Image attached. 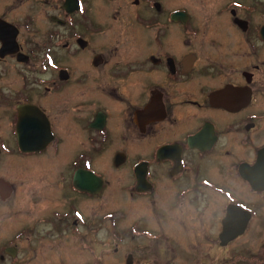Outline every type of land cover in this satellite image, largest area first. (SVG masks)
<instances>
[{"label": "flooded vegetation", "instance_id": "flooded-vegetation-1", "mask_svg": "<svg viewBox=\"0 0 264 264\" xmlns=\"http://www.w3.org/2000/svg\"><path fill=\"white\" fill-rule=\"evenodd\" d=\"M189 5L0 0V164L14 148L61 188L37 189L35 223L22 222L14 238L33 228L40 238L72 234L87 243L103 233L105 219L117 227L123 209L90 217L85 206L96 200L104 208L108 172L120 174L115 190L130 200L132 241L177 243L178 232L160 226L158 234L142 222L165 219L180 229L205 218L200 210L216 207V195L227 203L209 239L226 247L244 236L257 213L237 191L264 194L245 176L264 177V0ZM11 68L18 87L3 79ZM13 193L0 173V203ZM57 195L66 207L41 215L40 199ZM231 204L252 216L222 245ZM112 235L122 241L120 231ZM3 249L17 259L16 246Z\"/></svg>", "mask_w": 264, "mask_h": 264}, {"label": "rangeland", "instance_id": "rangeland-1", "mask_svg": "<svg viewBox=\"0 0 264 264\" xmlns=\"http://www.w3.org/2000/svg\"><path fill=\"white\" fill-rule=\"evenodd\" d=\"M194 2L195 0H179L180 4L186 5ZM11 71L12 68L8 76H3V79H8L9 84L18 87L20 79L17 78L20 76ZM21 72L27 74V68L24 67ZM10 91L15 90L10 87ZM10 121L11 117L7 124L8 132L11 130ZM6 155L0 164V173L13 184L14 193L6 203H0V264H128L129 255L133 257L132 264H264V194L258 196L238 189V196L246 200V205L257 214L244 236L226 247H221L218 239L215 243L209 239L213 236L212 232L215 228L211 226V222L221 214L219 205L224 208L227 203V199L220 195L215 196L216 207L210 205L206 211L200 210L203 213L201 217L206 214L205 218L200 220L198 218L200 222L193 224L187 222L180 229L178 226L175 230L165 219L157 222L155 218L150 217L142 222L143 227L153 232H158L160 226L169 232H178L175 236L178 244L158 243L149 238L142 239L145 236L132 241L131 235L125 232L130 229L133 221L132 210L125 205H128L130 200L115 190L120 184L119 178L121 179L117 172H108L110 185L103 198L104 208H101L100 201L95 200L93 204L85 203L90 217L101 213V209L104 213L116 208L123 209L126 216L120 220L117 227L105 219L103 233L98 237L95 235L94 240L87 243L83 242L85 239L77 238L72 234L65 235L61 240L52 237L40 238L41 236L36 235L33 228L24 236L14 238L22 222L35 223L37 189L42 192L48 189L58 193L61 188L54 177L50 180L44 172L38 171L37 159L22 158L14 148H10ZM224 182L231 186L227 178ZM233 193L236 194L234 191ZM146 202L144 199L141 200L143 205ZM161 203L164 201L159 200V204ZM38 204L41 215L52 208L66 207L64 199L59 195L57 198H42ZM160 216H163V213ZM220 229V223L217 222V237ZM114 231H120L122 241L118 243L115 241L112 235ZM100 236L103 239L102 244ZM9 241L13 242L9 243ZM87 241H90V238ZM4 246H16L17 259L10 257L9 253L4 251Z\"/></svg>", "mask_w": 264, "mask_h": 264}, {"label": "water", "instance_id": "water-1", "mask_svg": "<svg viewBox=\"0 0 264 264\" xmlns=\"http://www.w3.org/2000/svg\"><path fill=\"white\" fill-rule=\"evenodd\" d=\"M260 174L255 172H245V176L248 178L250 181L252 187L256 189H264V185L260 186V183L264 184V177H259ZM90 182H95L98 179L92 178L90 176L89 178ZM99 183V182H98ZM81 188H88V190H93L90 186H80ZM252 216V212L241 207L240 205L237 204H231L228 207V212L225 218L223 219V230L220 233V240L222 245L228 244L231 240H233L235 237L241 235L244 233L246 226ZM14 254V252H13ZM133 262V257L132 255H129L127 259L128 264H132Z\"/></svg>", "mask_w": 264, "mask_h": 264}]
</instances>
